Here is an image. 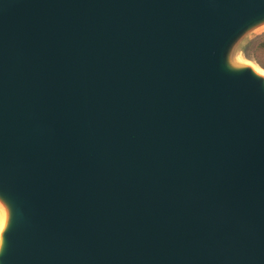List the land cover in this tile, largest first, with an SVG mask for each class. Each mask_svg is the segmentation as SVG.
<instances>
[{
	"label": "water",
	"instance_id": "water-1",
	"mask_svg": "<svg viewBox=\"0 0 264 264\" xmlns=\"http://www.w3.org/2000/svg\"><path fill=\"white\" fill-rule=\"evenodd\" d=\"M264 0H0V264H264Z\"/></svg>",
	"mask_w": 264,
	"mask_h": 264
},
{
	"label": "rangeland",
	"instance_id": "rangeland-1",
	"mask_svg": "<svg viewBox=\"0 0 264 264\" xmlns=\"http://www.w3.org/2000/svg\"><path fill=\"white\" fill-rule=\"evenodd\" d=\"M264 37V24L255 28L254 30H252L247 38L245 39L244 43H243V49H238L235 53V62L239 63V64H245V63H249L253 65L256 64L259 67H261L262 69H264L262 66H260L249 54L248 52H246V48L249 44H251L250 46L255 47V45H257V43L262 40V38ZM245 50V51H244ZM0 216L1 217H6V209L4 207V205L0 202Z\"/></svg>",
	"mask_w": 264,
	"mask_h": 264
},
{
	"label": "trees",
	"instance_id": "trees-1",
	"mask_svg": "<svg viewBox=\"0 0 264 264\" xmlns=\"http://www.w3.org/2000/svg\"><path fill=\"white\" fill-rule=\"evenodd\" d=\"M249 44L246 48V52L264 68V37L260 40L255 47ZM245 51V50H244Z\"/></svg>",
	"mask_w": 264,
	"mask_h": 264
},
{
	"label": "bare ground",
	"instance_id": "bare-ground-1",
	"mask_svg": "<svg viewBox=\"0 0 264 264\" xmlns=\"http://www.w3.org/2000/svg\"><path fill=\"white\" fill-rule=\"evenodd\" d=\"M252 67L259 73H262L264 74V69H262L261 67H259L258 65L254 64L252 65ZM5 222H6V217H1L0 216V244H1V232L4 228V225H5Z\"/></svg>",
	"mask_w": 264,
	"mask_h": 264
}]
</instances>
